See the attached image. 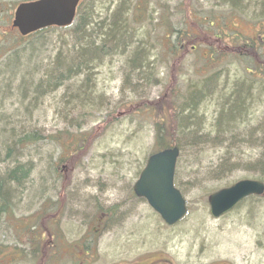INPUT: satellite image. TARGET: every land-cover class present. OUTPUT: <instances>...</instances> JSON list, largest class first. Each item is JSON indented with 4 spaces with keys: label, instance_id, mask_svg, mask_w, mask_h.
Masks as SVG:
<instances>
[{
    "label": "rangeland",
    "instance_id": "1",
    "mask_svg": "<svg viewBox=\"0 0 264 264\" xmlns=\"http://www.w3.org/2000/svg\"><path fill=\"white\" fill-rule=\"evenodd\" d=\"M94 1L98 23L108 17V9L112 16L113 7L124 3ZM136 1L127 0L125 22L134 33L133 42L144 44L145 60L140 66L147 67L148 74L152 58L161 50L158 40L162 33L156 31L153 38H148L139 27L135 29L130 18L138 14ZM17 4L12 0L0 4V12L7 11L0 14V181L17 165L25 166L29 174L20 184L6 182L13 190L12 204L0 219L5 225L0 226V243L15 235L20 242L29 239V231L38 230V216L48 208L52 209L50 215H56L58 232H63L68 250L74 254L68 264L86 260L77 243L88 241L87 236L98 245L87 259L89 264H132L161 256L173 264H264V198L247 199L219 220L210 216L207 203L210 195L239 181L264 183V170L258 165L264 154V79L252 77L253 62L231 56L217 74L200 75L195 73V61L190 56L180 73H175L180 101L193 86L214 75L222 95L216 92L212 100L205 98L196 109L201 131L198 147L181 142L175 184L187 202L188 214L178 225L167 227L148 204L133 194V186L154 152L152 121L145 114L123 113L142 101L160 98L167 89L168 76L159 74V67L154 65L156 72L148 74V79L146 76L144 82L128 86L129 69L123 72V68L131 62L135 49L116 51L92 73L94 107L71 115L64 110L63 98L74 99L67 89L84 76L70 80L52 94L38 96L32 91L38 75L1 66L22 47L10 26ZM174 5L181 10V27L195 17H218L228 26H238L245 35H252L254 27L260 25L263 40L258 52L264 56V0H151L147 16L155 21L162 9H173ZM194 13L197 15H190ZM149 26L152 29L154 24ZM258 37L260 34L256 40ZM43 45L37 47L34 58L49 61L58 40L51 35ZM240 83L248 89L243 116L222 140L217 129L223 121L222 98L231 99ZM31 130L40 136L38 142L25 150L17 147V138ZM65 131L75 137L67 145L77 146L78 138L85 140L84 152L72 169H63L66 163L56 167L63 147L49 139L62 137ZM107 211L108 218L102 216ZM21 264L30 263L24 259Z\"/></svg>",
    "mask_w": 264,
    "mask_h": 264
},
{
    "label": "trees",
    "instance_id": "2",
    "mask_svg": "<svg viewBox=\"0 0 264 264\" xmlns=\"http://www.w3.org/2000/svg\"><path fill=\"white\" fill-rule=\"evenodd\" d=\"M4 0H0V4ZM14 4L27 0H12ZM107 4H110L112 0H106ZM95 1L84 0L78 10V15L75 24L67 29L51 28L44 31L37 32L28 38L19 37V41L23 43L20 49L13 52V55L5 62L2 67L14 66L16 69H26L27 71H33L34 76H39L37 82L33 88V94L35 95H49L57 91L59 88L64 87V84H69V81L74 78L84 79L74 81V84L69 86L68 93L74 96V99L64 97V110L73 115L75 112H82L84 109L94 107V93L95 87L93 86L92 73L97 67L103 64L105 58L114 54L116 51L124 52L131 48L135 50L132 52L133 57L131 62L128 63V69L132 71L133 82L126 75L127 81L130 83L128 86L135 87V84H140L149 78V70L146 72L147 67L142 68L140 65L143 63L144 55L142 49L144 46L133 42L134 33L131 27L125 22V12L128 8L127 0H124L118 7L117 12L114 15H110L108 11L107 16L103 22H97V16L94 13ZM148 7V6H147ZM147 7L139 11V17ZM136 11H138L136 9ZM7 11L0 12L3 16ZM97 22V24H96ZM55 33V34H54ZM58 40V47L53 54V57L49 61H42L40 58H34L35 53L38 52L37 47L45 44L46 40H50V36ZM26 40V42H25ZM188 42L186 46L191 45V39H186ZM52 41V40H51ZM27 43V44H26ZM135 45H134V44ZM252 49V48H251ZM246 48V55L253 63L252 67L255 69L256 79L264 77V57L258 52V50ZM27 52L28 55L26 54ZM33 59V61H31ZM45 62V63H44ZM10 64V65H9ZM144 69V70H143ZM30 73V72H28ZM152 74V73H151ZM177 75H168V86L166 91L156 101H142V106L132 109L131 115L145 114V116L152 121L154 131V151H161L168 149L171 146H178L181 149V142L189 141L192 146L198 147L200 121L197 118L196 109L201 105L205 98L212 100L217 93V76L207 78L197 86H193L187 93H185L183 101L179 100L176 92ZM205 77V76H203ZM236 86V92L232 98L224 99L222 109V120L219 126V137L224 139V136L230 132H233L232 126L238 124L237 118L243 116L245 107V100L247 94V87L245 84H239ZM217 92V93H216ZM204 97V98H203ZM203 98V99H202ZM71 99V100H70ZM236 120V122L234 121ZM32 131V130H31ZM30 131L26 136H20L15 141V145L18 147L31 135ZM208 135L202 136L203 138ZM52 138L61 143L63 149L58 158L59 163H66L69 169H72L78 158L84 152V139L79 140L77 146L67 145V142L75 140V137L64 132V136L60 139ZM14 139V138H13ZM184 143V142H183ZM258 165L264 170V154L259 160ZM57 167V166H56ZM25 166L17 165L16 168L8 170L5 180L0 181V198L3 200L0 202V212L3 208H6V204L12 197V193L7 191L1 194L8 184L16 182L20 184L21 174L25 175ZM7 182V183H6ZM58 205V203H56ZM50 209L46 208L42 215L38 216V230L36 232L55 233L58 234L56 227V215H50ZM57 210L55 213H57ZM103 213H108L103 212ZM35 232V231H33ZM38 243H42L40 240ZM88 243L86 247L90 246Z\"/></svg>",
    "mask_w": 264,
    "mask_h": 264
},
{
    "label": "flooded vegetation",
    "instance_id": "3",
    "mask_svg": "<svg viewBox=\"0 0 264 264\" xmlns=\"http://www.w3.org/2000/svg\"><path fill=\"white\" fill-rule=\"evenodd\" d=\"M148 1L149 3L147 4L146 0H137L134 6L137 9L150 6L151 0ZM117 10L118 7L114 6L112 13H116ZM148 10L143 12L141 22L137 19L139 18L137 15H133L130 18V22L136 25L135 29L139 27V31H144V34L150 36V38L154 37L156 31L162 33V37L158 40L161 50L152 58L154 62H152L149 68L152 73L156 72V68H153L154 65L159 67V74L165 73L166 75H171L180 73L184 61L192 56L195 61L196 74H217V71L224 68L223 65H226L224 62L231 56H243L247 47L249 49L256 48L263 40L260 25L254 27V34L245 35V32L242 29L240 30L238 26H228L223 22L222 18L218 17L201 20L195 17L192 21H185V27H181L179 20L181 10L178 5H174L173 9L169 7L162 9V14L159 15V18L153 23L154 26L150 29V21L144 19L147 16ZM190 15H197V13ZM231 33L232 35H230ZM257 34L261 36L258 37L260 42L256 40ZM188 38L192 40L190 46H186V39ZM236 47L238 48V54L236 53L235 55L233 53ZM127 66L128 64L126 63L123 72H125L124 69H128ZM20 241L16 235L13 239L1 241L0 264H21L24 259L29 260L30 264L37 262V253H32L35 247H21ZM49 243L47 260L50 259V264H68L70 252L66 240L64 238L56 240L52 236ZM58 244H61V247H58ZM77 248L83 253L85 250L83 242H80ZM94 252L93 246L92 254ZM87 254V252L84 254L86 260H79L80 262H76V264L89 263ZM132 264L173 263L167 257L161 256L150 261H138Z\"/></svg>",
    "mask_w": 264,
    "mask_h": 264
},
{
    "label": "water",
    "instance_id": "4",
    "mask_svg": "<svg viewBox=\"0 0 264 264\" xmlns=\"http://www.w3.org/2000/svg\"><path fill=\"white\" fill-rule=\"evenodd\" d=\"M81 0H39L20 4L14 14L13 28L22 37L51 27L72 25ZM180 151L177 147L151 155L134 185V193L145 199L168 226L180 222L187 214L186 202L174 186L176 163ZM264 195V184L244 180L209 197L211 216L219 219L233 211L250 196Z\"/></svg>",
    "mask_w": 264,
    "mask_h": 264
},
{
    "label": "bare ground",
    "instance_id": "5",
    "mask_svg": "<svg viewBox=\"0 0 264 264\" xmlns=\"http://www.w3.org/2000/svg\"><path fill=\"white\" fill-rule=\"evenodd\" d=\"M232 14V13H231ZM142 18L143 17H139V18H137V19H139V21L141 22V20H142ZM144 19H147L148 21H150V24H153L155 21H153L149 16H146ZM143 28V27H142ZM148 38H150V36H148ZM22 45H23V43H22ZM142 46H144V44L142 45ZM21 48V47H20ZM19 48V49H20ZM14 51H16V50H14ZM13 51V52H14ZM13 55V54H12ZM238 58H242L243 59V57L242 56H239ZM131 73H132V71L130 70V67H129V73H128V77H129V79L131 80V81H133V76L131 75ZM140 106H142V102H140V103H138L137 105H134V106H131V107H129V108H127V111H125V112H130L132 109H134V108H138V107H140ZM29 135H31L30 137H29V139L28 140H26L24 143H22L19 147L20 148H22L23 150H25V147H27V146H30V145H32V144H35L36 142H38V140H39V138H40V136L38 135V133H35V132H33V131H30V134ZM55 136H51V137H49V139L50 140H52V138H54ZM20 138L21 137H19V140H20ZM22 139V138H21ZM55 139H60V137H56ZM13 141H14V139H13ZM53 141H55V140H53ZM56 143H59V142H57V141H55ZM23 150H21V151H23ZM59 157H60V155H59ZM58 164H59V162H58V159H57V161H56V163H55V165L56 166H58ZM15 168H16V166H15ZM24 173H25V175H24V177L21 175V174H18V176L19 177H21L22 179H20V182L22 181V180H25V178H26V176H27V174H29V170L28 169H26V170H24ZM13 183H16V182H13ZM17 184V183H16ZM233 186V185H232ZM232 186H230V187H232ZM230 187H228V188H230ZM228 188H224V189H228ZM224 189H222V190H224ZM222 190H219V191H222ZM5 191H7V192H9V193H11V191H13L12 190V187H9V186H7L4 190H2L1 191V194H4V192ZM219 191H217V192H219ZM216 192V193H217ZM11 199V198H10ZM3 200H1V198H0V202H2ZM3 203V202H2ZM207 203H208V206H209V214H210V216H211V209H210V205H209V197H208V200H207ZM4 204V203H3ZM12 203H11V201L9 200V202L6 204V208H3V210H1V212H0V219H1V217L3 216V217H5V215H7V213H8V208H9V206L11 205ZM239 207V206H238ZM57 208V207H56ZM51 210L52 209H50L49 210V212H51ZM55 211H56V209H55ZM233 211H231V212H229V213H227V214H225V215H223L221 218H223V217H225V216H227V215H229L230 213H232ZM110 217H111V213H110ZM212 217V216H211ZM0 226H5L4 224H3V221L1 222L0 221ZM33 231H35V232H33ZM52 236H54L55 238H56V240L57 239H59L55 234H51V233H45V232H39V234L36 232V230L35 229H32V230H30L29 231V239H27L26 241H22L21 243H24V244H26L25 246L26 247H35L34 248V250L32 251V253L34 254V253H37V261H39L41 258H42V253H43V251H44V249H46L47 247H50L49 246V242H50V239H51V237ZM38 240H40L42 243H38L37 241ZM20 246L22 247V244H20ZM58 247H61V244H58ZM88 254H87V258H89V251H86ZM69 257H72L73 258V255H70ZM29 261V260H28ZM47 264H50V261H48L47 262ZM73 264V263H72ZM89 264V263H88ZM214 264H225V263H214Z\"/></svg>",
    "mask_w": 264,
    "mask_h": 264
}]
</instances>
